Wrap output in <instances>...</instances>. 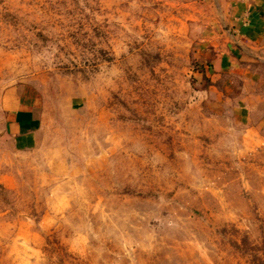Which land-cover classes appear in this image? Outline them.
<instances>
[{
	"label": "rangeland",
	"instance_id": "1",
	"mask_svg": "<svg viewBox=\"0 0 264 264\" xmlns=\"http://www.w3.org/2000/svg\"><path fill=\"white\" fill-rule=\"evenodd\" d=\"M233 0H0V264H264V51L214 64ZM254 54V55H251Z\"/></svg>",
	"mask_w": 264,
	"mask_h": 264
},
{
	"label": "crops",
	"instance_id": "2",
	"mask_svg": "<svg viewBox=\"0 0 264 264\" xmlns=\"http://www.w3.org/2000/svg\"><path fill=\"white\" fill-rule=\"evenodd\" d=\"M230 11L231 26L226 28L227 35L224 39L214 38L213 44L216 68L228 72L244 52L264 51V0H233ZM0 111L4 118L3 140L8 137L16 150L38 145L40 110L37 102L26 97L24 89L5 87L0 94Z\"/></svg>",
	"mask_w": 264,
	"mask_h": 264
}]
</instances>
